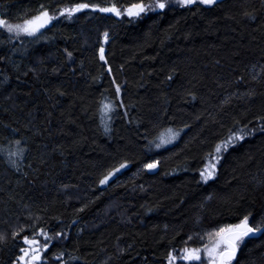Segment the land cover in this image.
<instances>
[{"label": "trees", "instance_id": "16d2710c", "mask_svg": "<svg viewBox=\"0 0 264 264\" xmlns=\"http://www.w3.org/2000/svg\"><path fill=\"white\" fill-rule=\"evenodd\" d=\"M77 2L0 0V18ZM0 57V264L39 228L52 236L42 264L60 252L65 264H168L169 251L202 248L224 224L264 219V0L172 3L135 18L85 9L34 36L0 28ZM105 100L124 105L111 120ZM243 125L251 135L202 180L216 144ZM169 128L177 139L155 147ZM233 264H264V233L245 238Z\"/></svg>", "mask_w": 264, "mask_h": 264}, {"label": "snow or ice", "instance_id": "6c2138e0", "mask_svg": "<svg viewBox=\"0 0 264 264\" xmlns=\"http://www.w3.org/2000/svg\"><path fill=\"white\" fill-rule=\"evenodd\" d=\"M173 0H149V2H145V0H136V2H132L127 4V6L121 8L118 7L116 3H112L107 6H102L98 2H89V0H80V2L73 3L71 6L60 7L59 10L55 13L50 12L47 7L41 5V10L34 16L24 19L22 23H10L5 18H0V28H4L9 33H15V35L19 36L21 33L34 36L40 29L44 28L51 21L55 20L57 16H67L68 18H72L74 14L82 12L85 9H90L92 11H99L102 13H111L115 16H123L127 17H140L142 14L147 13L149 11L165 10ZM174 2L180 7H187L190 5H214L217 0H174ZM109 34L105 32L103 34V40L108 41ZM69 56L72 55L71 52L68 53ZM3 59V57H0ZM99 59L107 63L105 56V48L103 44L99 48ZM108 72L111 73L112 69L109 66ZM113 83L115 84V94L116 97H120L121 95V86L119 83L113 79ZM123 107V103L120 105L112 102L111 100H105L101 104V113L102 118H107L108 120L112 119L110 113H112L116 107ZM127 115V113H125ZM264 119V118H258ZM178 131H174L169 128L166 130V134L162 133L159 136V143L155 144V147L160 148L164 144L170 143L172 140L176 139L178 136ZM251 135L248 131V126L243 125L241 128L231 131L230 135L221 140L216 144L214 152L215 154H209V160L207 163L203 165L200 169V178L204 181H208L216 174V162L220 159V154L224 151H227L231 145L236 144L238 141L244 140L246 136ZM19 144V141L15 142ZM23 149L17 150V152L10 153L9 156H15L17 154H22ZM12 163H15L13 160ZM128 161L119 165V168H113L111 171L107 173L100 181V184H105L109 178L120 168H124ZM159 161L157 160H149L144 164L145 169H155L158 166ZM252 213H248L244 215L242 218L238 220L236 223H228L214 230L215 232V240L211 244V246H204L203 254L207 259V264H233L234 258L237 255L238 249L241 247L242 243L245 241V238L250 237L251 235L257 233H264V219L258 222H251ZM20 232H23V229H20L19 232H13L12 235L17 237L20 235ZM37 235H41L45 237L43 243L38 240ZM62 233L56 232L55 236L60 237ZM3 237L0 236V239ZM24 245L26 247L20 248V255L17 257V260L13 262V264H42L46 257V250L49 248L52 243V236L49 235V232L44 228H39L34 230L32 235H23L22 237ZM191 239V237H189ZM183 255L181 257H177L174 255L173 251H169L167 255L168 264H175L177 259H182L187 264H192V262H198V264H204V261L201 258V248L199 247H184L182 250ZM64 253L60 252L59 256L56 258L58 264H65L63 259ZM69 259H73V257H69Z\"/></svg>", "mask_w": 264, "mask_h": 264}, {"label": "rangeland", "instance_id": "374dc122", "mask_svg": "<svg viewBox=\"0 0 264 264\" xmlns=\"http://www.w3.org/2000/svg\"><path fill=\"white\" fill-rule=\"evenodd\" d=\"M172 3H174V4H176L175 2H174V0H173V2ZM164 134H166V131L165 132H163ZM161 135V134H160ZM159 135V136H160ZM159 138V137H158ZM176 139H177V137H176ZM176 139H174V140H172L170 143H168V144H164L162 147H165V146H167V145H169V144H171V143H173ZM157 143H159V139L157 140ZM161 148V147H160ZM214 240H215V238H213L206 246H211V244L214 242ZM203 249H204V247H202L201 248V258H202V260L204 261V264H207V259H206V257L204 256V254H203ZM196 264H198V262H195Z\"/></svg>", "mask_w": 264, "mask_h": 264}, {"label": "bare ground", "instance_id": "6f19581e", "mask_svg": "<svg viewBox=\"0 0 264 264\" xmlns=\"http://www.w3.org/2000/svg\"><path fill=\"white\" fill-rule=\"evenodd\" d=\"M172 4V3H171Z\"/></svg>", "mask_w": 264, "mask_h": 264}, {"label": "flooded vegetation", "instance_id": "af4514ba", "mask_svg": "<svg viewBox=\"0 0 264 264\" xmlns=\"http://www.w3.org/2000/svg\"><path fill=\"white\" fill-rule=\"evenodd\" d=\"M26 247V246H25Z\"/></svg>", "mask_w": 264, "mask_h": 264}]
</instances>
